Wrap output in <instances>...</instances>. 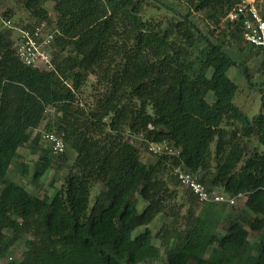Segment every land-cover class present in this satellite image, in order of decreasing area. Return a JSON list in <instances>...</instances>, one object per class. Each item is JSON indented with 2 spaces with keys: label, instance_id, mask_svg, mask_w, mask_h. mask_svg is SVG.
<instances>
[{
  "label": "trees",
  "instance_id": "1",
  "mask_svg": "<svg viewBox=\"0 0 264 264\" xmlns=\"http://www.w3.org/2000/svg\"><path fill=\"white\" fill-rule=\"evenodd\" d=\"M15 1L31 19L24 28L50 27L55 51L51 70L25 65L12 28L0 25V259L27 235L23 257L5 264H264V93L249 119L233 105L237 85L227 75L237 62L225 46L241 30L225 17L241 0H176L185 13L155 0ZM153 6L168 14L146 15ZM198 12L206 32L191 18ZM249 47L248 56L264 63V46ZM90 75V102H82ZM44 121V132L63 136V152L41 144ZM128 135H141L145 149L166 142L179 155L143 162ZM23 145L38 156L30 181L65 168L51 195L5 178ZM179 163L207 190L241 196L242 204L206 203L179 216L169 187L180 185L172 173ZM137 197L147 201L140 213ZM159 214L172 224L154 232L149 225Z\"/></svg>",
  "mask_w": 264,
  "mask_h": 264
},
{
  "label": "rangeland",
  "instance_id": "2",
  "mask_svg": "<svg viewBox=\"0 0 264 264\" xmlns=\"http://www.w3.org/2000/svg\"><path fill=\"white\" fill-rule=\"evenodd\" d=\"M160 5H167L168 7L175 8L176 10L185 13L187 11V7L185 4L178 2L176 0H155ZM264 0H258V3L260 4V7L262 9ZM154 4V3H153ZM53 2L49 1L45 3V7L47 8L49 14L54 17V12L52 10ZM154 8L148 7L146 9V15H151L154 17H161L163 15H167L168 12L163 9L162 7L153 6ZM6 10H11V15L7 18L3 16V13ZM191 18L197 23V25L203 30L204 32L207 31L205 22L201 19V13H194L192 14ZM28 12L15 0H0V25L2 26H8L12 28V38L13 40L17 37L19 34V30L23 29V25L30 21ZM50 29V27H47ZM225 49L227 53L231 56V58L237 62L236 65L231 66L228 69L227 75L228 77L237 85L236 95L233 100V105L238 107L249 119L254 116L260 107V97L261 94L264 93V63H262V55H254V56H248L250 47L247 43L242 41L238 38L228 39ZM55 51L54 48L51 47V55H53V52ZM244 63L248 68V74L249 79L244 75L242 69L238 66L239 64ZM243 64V65H244ZM94 77L89 76L87 81L85 82V85L82 88L81 92V100L82 102H90L89 94L91 92V83L93 82ZM208 100L212 101V96H208ZM51 110L46 111V115ZM45 121L39 126L38 130H40V133L43 132ZM127 139L135 144L138 148H140V159L143 162H149L154 159V156L150 154L142 145L141 141H143V138L141 135L133 136L128 135ZM41 144L46 146V143L41 140ZM256 145V140L251 139L247 144V153H249L252 148ZM258 149H263L262 146H258ZM18 154L20 155V158L16 159L14 162L11 163L8 172L6 173L5 178L8 180L15 181L21 185H24L31 193L36 194L38 196L43 195H51L57 187L60 186L62 181V176L66 172L64 167L58 168L56 166H53L52 168H49L47 172L42 176L40 181L34 183L30 181L31 172L34 168V163L37 161L38 156L37 154H32L29 151V148L26 145H23L18 149ZM68 160L67 163H71L73 159V153L71 154L69 152L68 154ZM20 161L25 162L28 165L29 172L26 176L21 174L22 166L20 165ZM0 183V188H1ZM171 189H174L176 191V196L174 199L170 202V205L178 204L180 205L178 209L179 216L186 213V210L188 207H192L196 212L204 206V204L198 202L197 200H193L191 196H189L185 191V188L182 186H169ZM98 191V185H94L90 192V200L89 202L92 203L93 197L96 195ZM216 192L222 191L221 189H214ZM242 197L237 198V203L235 206L233 205V209H236L238 206L242 204ZM136 210L138 213H140L143 208L146 206L147 201L141 197H137L136 199ZM207 205V204H206ZM206 207V206H205ZM169 225L172 224V218L170 216H167L165 214H159L158 217L151 222L149 225L150 228L155 232L159 229V227L162 225ZM175 226V223L173 224ZM179 227V225H177ZM138 229V231H140ZM218 234L223 233L222 230L218 229ZM255 233L250 232L248 235V240L250 242H253L255 240ZM27 235H22L18 237L13 244L9 247L6 255L0 259V264H5L6 262L12 261V260H19L23 257V255L26 253L27 248L25 245V239ZM156 243H158V240H155ZM160 254L163 256V249H161ZM141 264H159V261L154 259L150 260L147 263H141Z\"/></svg>",
  "mask_w": 264,
  "mask_h": 264
},
{
  "label": "built area",
  "instance_id": "3",
  "mask_svg": "<svg viewBox=\"0 0 264 264\" xmlns=\"http://www.w3.org/2000/svg\"><path fill=\"white\" fill-rule=\"evenodd\" d=\"M228 21H240L241 39L249 46H264V17L258 0H241L225 17ZM54 33L47 28L44 21L30 28L19 30L13 40V47L20 61L25 65L43 70L53 69L51 43ZM42 140L47 143L54 154L65 149L62 135L42 132ZM146 150L150 154H168L178 156L179 151L166 142H147ZM180 185L189 190L196 200L202 204L226 203L235 205L240 196H231L223 192L209 191L192 174L182 168L179 163L172 171Z\"/></svg>",
  "mask_w": 264,
  "mask_h": 264
},
{
  "label": "crops",
  "instance_id": "4",
  "mask_svg": "<svg viewBox=\"0 0 264 264\" xmlns=\"http://www.w3.org/2000/svg\"><path fill=\"white\" fill-rule=\"evenodd\" d=\"M241 200H242V199H241ZM236 203H237V202H236ZM157 217H158V216H156V218H157ZM156 218H155V219H156ZM155 219H154V220H155ZM149 227H150V226H149Z\"/></svg>",
  "mask_w": 264,
  "mask_h": 264
}]
</instances>
